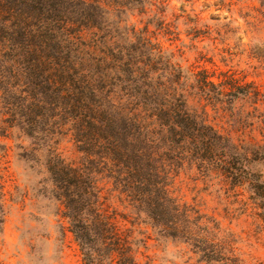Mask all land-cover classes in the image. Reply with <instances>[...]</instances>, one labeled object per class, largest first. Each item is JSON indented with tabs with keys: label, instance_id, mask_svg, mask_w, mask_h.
<instances>
[{
	"label": "trees",
	"instance_id": "1",
	"mask_svg": "<svg viewBox=\"0 0 264 264\" xmlns=\"http://www.w3.org/2000/svg\"><path fill=\"white\" fill-rule=\"evenodd\" d=\"M168 2L0 0V136L26 137L25 160L38 163L43 150V190L62 206L83 264H140L141 239L105 206L100 176L137 222L186 245L199 264L244 263L214 218L171 192L179 170L243 187L264 220V129L262 139L234 138L209 120V108L233 114L246 100L251 110L236 121L264 127V93L183 67L148 27L128 23ZM61 134L79 161L56 151Z\"/></svg>",
	"mask_w": 264,
	"mask_h": 264
},
{
	"label": "rangeland",
	"instance_id": "2",
	"mask_svg": "<svg viewBox=\"0 0 264 264\" xmlns=\"http://www.w3.org/2000/svg\"><path fill=\"white\" fill-rule=\"evenodd\" d=\"M156 13L155 6H149L147 13H135L128 23L137 29L148 27L183 67L206 69L215 82L231 75L264 93V5L259 0H169L165 11ZM247 110L251 105L246 100L236 104L233 114L209 108V120L234 138L262 139L264 127L256 118L245 124L236 121L237 113ZM16 135L0 136V264H83L61 216L62 206L43 190L47 176L43 150L38 163L25 160L19 153L29 141ZM52 144L69 161L81 158L69 134L56 136ZM99 184L104 204L116 212L117 222L133 228V235L141 239L135 253L140 264H199L186 245L159 237L149 225L137 222L134 210L106 178L100 176ZM169 188L182 202L218 222L221 236L244 264H264V220L243 187L204 178L185 167L175 173Z\"/></svg>",
	"mask_w": 264,
	"mask_h": 264
}]
</instances>
